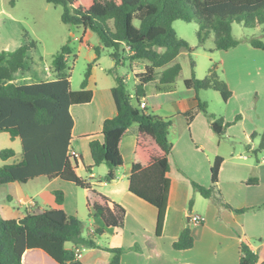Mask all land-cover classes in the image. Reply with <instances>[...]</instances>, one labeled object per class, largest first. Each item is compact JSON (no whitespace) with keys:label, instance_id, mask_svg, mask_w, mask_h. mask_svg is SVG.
I'll list each match as a JSON object with an SVG mask.
<instances>
[{"label":"trees","instance_id":"obj_1","mask_svg":"<svg viewBox=\"0 0 264 264\" xmlns=\"http://www.w3.org/2000/svg\"><path fill=\"white\" fill-rule=\"evenodd\" d=\"M63 7L62 22L75 28H83L97 34L101 45L110 51L116 70L125 63H147L145 72L136 75L137 84L133 95L128 90L126 77L116 76L112 97L115 117L103 124L102 141L90 143L93 165L86 168L91 173L105 164L108 174L105 181L117 178L124 161L120 151L122 137L133 125L138 126L137 142L129 177L132 194L158 210L156 235L162 236L167 214L171 180L169 158L172 154L171 137L176 134V118H163L147 114L141 108L146 96L145 87L159 79L162 85L177 82L182 66L176 62L184 52L192 54L195 49L178 37L173 24L177 21L198 25L200 46L213 37L215 51H228L241 42L233 35L235 23L245 28L264 25V0H46ZM255 49L264 52V42L259 38L249 41ZM31 42L14 52H1L0 62V133H7L14 141L22 143V159L9 164L16 156L13 149L0 152L4 162L0 166V187L12 183L27 184L39 177L59 178L88 192L87 208L95 217L101 218L106 227L123 228L126 210L105 195L93 190L77 174V160L69 157L73 141V106L89 104L93 93L87 90L92 74L89 65L80 90L71 88L68 61L72 54L68 46L54 58L50 69L54 80L18 85L13 82L15 73L25 69L28 54L35 48ZM128 48V50L126 49ZM97 50V55L100 53ZM192 76L185 80L188 89L218 92L227 102L232 92L221 80L214 68L204 79L195 75L196 64L192 60ZM113 72V71H111ZM198 112L211 121L214 132L221 136L228 126L222 119L209 113L208 105L199 100ZM194 112L190 113L193 117ZM238 116L236 120H240ZM259 150H264V132ZM223 159H215L211 168V186L204 187L193 182L195 192L214 202L218 207L242 214L252 209H235L224 199L218 188ZM59 208L28 212L21 219L0 218V264H23L26 252L40 250L57 264H83L77 257L81 248L101 249L111 254L109 264H121L124 248L102 247L98 241L104 229H97L87 238L83 236V223L76 215L67 214L64 193L54 191ZM193 200L190 201L192 206ZM264 207V206H263ZM261 207V208H263ZM68 243L74 244L67 248ZM195 240L187 226L173 244L177 251L192 249ZM24 264H30L24 258ZM239 264H264L252 247L243 242Z\"/></svg>","mask_w":264,"mask_h":264},{"label":"crops","instance_id":"obj_2","mask_svg":"<svg viewBox=\"0 0 264 264\" xmlns=\"http://www.w3.org/2000/svg\"><path fill=\"white\" fill-rule=\"evenodd\" d=\"M93 34L90 30H84L83 39L88 41ZM250 40L251 38H245L236 48L228 51H212L220 59L219 64L213 68L222 69L223 81L232 92L225 102L218 92L213 91L216 94L213 99L218 110L209 113L216 119H222L224 125L233 123L221 136L214 132L211 121L198 112L199 100L207 103L208 109L211 107L206 93L208 91L197 92L186 88L184 82L189 77L181 74L177 82L171 85H162L157 79L145 87L143 103L146 105L147 114L163 118L175 117L176 121L178 118L182 119L181 130L174 134L175 141L172 142L173 150L169 158L171 169L168 176L171 188L164 229L160 237L156 235L158 210L129 190L137 125L130 127L121 139L120 151L124 165L113 182L105 181L108 174L105 164L95 168L89 176L83 175L86 168L93 165L90 143L94 140L102 141L104 122L116 115L111 93L116 85L109 74V71L115 69L116 63L110 57V51L102 49L104 47L100 42L101 47L98 49L101 48L107 53V59L102 58L101 49L99 56L95 54L91 58L92 74L87 90L93 93V99L89 104L71 108L74 127L70 149L77 153L78 176L90 184L93 190L126 210L123 228L106 227L101 218L95 217L89 211V216L93 219L88 236L97 229H104L105 233L98 244L102 247L126 249L121 257V264H239L243 242L249 244L259 255L264 242L255 246L251 240L264 239V150H259L264 132V53L253 48ZM147 65L144 62L129 65L132 75L123 76L126 77L127 84L133 77L135 86L136 75L145 72ZM99 72H103L102 76ZM193 112L191 117L190 113ZM238 116H241L240 120H236ZM218 157L223 159L218 188L225 201L235 209L252 210L242 214L233 213L195 192L193 182L204 187L211 186V168ZM19 160L11 159L7 163L12 164ZM96 170L100 180H96ZM34 181L35 187L36 181L39 185L33 191L34 194L25 192L29 183H12L0 187V191L5 192L3 200L8 201V205L15 206L14 210L8 206L4 219H10V215L14 217L12 219H21L28 212L53 208V204L54 209L59 208L54 191L64 193V205L60 208L67 214L82 219L81 189L59 178L39 177ZM48 192L52 196L51 202L37 201L43 199ZM83 192L84 206L87 208L89 194L85 190ZM191 199L194 203L189 209ZM187 215L191 217L185 221ZM195 215L202 218L200 224L192 220ZM187 226L192 230L195 245L192 249L177 251L173 244ZM66 247L73 248L74 244L70 243ZM32 251L34 252L25 253L23 264L24 258L29 254H34L36 259L41 257L57 264L43 251ZM78 251L81 252L80 261L83 264H109L111 259V254L98 248L89 249L86 254L85 248Z\"/></svg>","mask_w":264,"mask_h":264},{"label":"rangeland","instance_id":"obj_3","mask_svg":"<svg viewBox=\"0 0 264 264\" xmlns=\"http://www.w3.org/2000/svg\"><path fill=\"white\" fill-rule=\"evenodd\" d=\"M63 7L55 6L48 3L46 0H0V53L1 52H14L21 46L35 43V48L28 54V59L25 62V69L21 70L14 75V83L16 84H33L39 82H48L54 80V76L51 74V67L53 65L54 58L61 52L64 46H68L71 50V55L68 61V69L71 74V86L73 91L80 90L81 83L85 78V74L88 71L91 64V58L96 54L100 45V39L97 34L88 40H84V29L68 26L62 22ZM178 37L188 42V44L195 49L192 54L184 52L179 58L178 62L182 66V75L184 77L192 76V60L195 62L196 67L194 69L195 75L198 79H204L210 70L219 64L218 54L212 53L215 44L213 37L209 38L203 46H200L197 36L198 25L195 23H186L183 21H177L173 24ZM233 35L240 42L245 38H259L264 42V25L256 26L253 28H245L243 25L235 23L233 25ZM83 39V41H81ZM90 47V48H88ZM92 47V48H91ZM90 49V50H89ZM101 49V48H100ZM98 49V51H100ZM106 50L105 48H102ZM102 52V58L107 59L105 51ZM107 51V50H106ZM264 53V52H261ZM129 63H125L124 66H120L115 70L109 71V74L114 78L116 85V76L132 75L129 67ZM2 63L0 62V67ZM217 76L223 80L222 69H215ZM103 72H99L102 76ZM134 80L133 77L128 83V90L130 93L134 92ZM207 98L210 100L209 112H215L217 109L216 102L213 99V95H216L212 90L206 92ZM215 97V96H214ZM151 108V107H150ZM152 113L151 109H149ZM182 119L178 118L176 121V133L181 130L180 123ZM174 135L171 137L172 142ZM5 149H13L16 152V156L13 160L22 159L23 149L20 139L12 140L7 133H0V152ZM74 161V159H72ZM4 162L0 158V166ZM105 168H108L106 165ZM98 168V167H97ZM96 168V169H97ZM89 172H83L84 176H89ZM100 176L96 170V180H100ZM25 187V192L34 194L33 191L39 188L38 181L32 180ZM24 185V184H22ZM71 187H75L69 184ZM80 189V188H79ZM80 191V190H79ZM84 190L81 189L82 195V209H81V221L83 223V236L88 237V230L91 228L92 217L89 216V210L84 206ZM5 192L0 191V218H5L4 214L7 212L8 206L13 210L15 206L8 205V201L3 200ZM51 193L48 192L43 196V199L37 200L38 202H51ZM193 200V199H191ZM190 200V201H191ZM70 203V200H68ZM194 203V200H193ZM53 204V203H52ZM193 205V204H192ZM189 202V209H191ZM48 209H54L48 207ZM191 215L185 217V221ZM10 219L14 218L12 215ZM252 244L255 246L261 245L263 241L260 239H252ZM105 242V241H103ZM101 243V242H100ZM70 243L67 244L69 246ZM101 246V245H100ZM259 250L260 262L264 261V244ZM84 249V248H83ZM90 248H85L84 254L89 251ZM34 252V251H31ZM34 254L27 256L30 264H52L48 260H44L39 257L35 258Z\"/></svg>","mask_w":264,"mask_h":264},{"label":"built area","instance_id":"obj_4","mask_svg":"<svg viewBox=\"0 0 264 264\" xmlns=\"http://www.w3.org/2000/svg\"><path fill=\"white\" fill-rule=\"evenodd\" d=\"M141 108L142 109H145L146 108V105L144 103L141 104ZM68 155L69 157L73 158V159H76L77 158V153L71 149H69V152H68ZM192 220L197 223V224H200L202 222V218L200 216H193L192 217ZM77 257L78 259H80L82 257L81 255V252L80 251H77Z\"/></svg>","mask_w":264,"mask_h":264}]
</instances>
